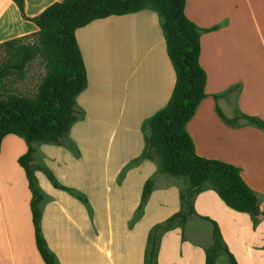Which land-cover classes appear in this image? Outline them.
Returning <instances> with one entry per match:
<instances>
[{
	"label": "crops",
	"instance_id": "1",
	"mask_svg": "<svg viewBox=\"0 0 264 264\" xmlns=\"http://www.w3.org/2000/svg\"><path fill=\"white\" fill-rule=\"evenodd\" d=\"M61 1L64 0H24V16L36 17L49 5ZM185 2L186 17L203 30L199 38V65L207 78L204 87L206 96L187 123L186 130L198 156L229 163L240 169L246 185L262 197V210L264 131L249 126L230 127L217 116L215 108L218 105L224 115L230 118L238 110L248 117L264 120V0ZM37 31L34 22L21 17L12 0H0V44L29 37ZM75 37L88 80L87 87L77 96L76 102L82 99L84 103L91 94L96 95L100 90L115 95L119 111L106 143L104 157L110 159L117 131L124 126L129 136L124 140L129 145L126 146L129 158L122 165L124 167L141 155L144 148L141 128L150 116L166 105L176 83L158 16L150 9L136 14L109 16L77 29ZM108 48L115 55L116 82L104 90L101 70L108 61ZM235 85L240 86V91L234 98V105L229 102L228 96L215 102L214 96ZM77 105L80 106L78 102ZM74 125L67 136L78 143L73 131ZM35 148L33 165L36 167L38 186L44 194L41 231L58 264H143V239L135 246L128 244L119 249L118 257L114 259L116 241L111 231L103 227L102 233L100 227L102 235L98 237L97 228H92L91 218L81 202L67 193L55 190L36 166V158L43 157L44 164L59 184L74 188L75 185L67 184L62 178L54 160L57 151L72 154L54 144H35ZM137 151L139 153L132 156ZM25 153L26 146L16 135L8 134L2 139L0 264H44L35 246L30 211L31 194L24 172L17 163ZM146 165H149V176H154L157 167L150 160H144L137 168L129 169L123 180L130 172L140 171ZM160 188L173 192L179 199L172 185ZM150 195L141 221L155 197L154 191ZM103 205L106 210L105 200ZM194 208L198 215L206 216L218 225L224 243L238 264H264V216L259 217L257 225L253 227L246 214L226 207L211 190L199 193L194 199ZM178 211L179 200L173 214ZM197 220L200 219L189 218L182 233L175 229L164 234L160 241L157 264H204L203 243L185 233L186 226ZM108 233L111 234V251L108 250Z\"/></svg>",
	"mask_w": 264,
	"mask_h": 264
},
{
	"label": "trees",
	"instance_id": "2",
	"mask_svg": "<svg viewBox=\"0 0 264 264\" xmlns=\"http://www.w3.org/2000/svg\"><path fill=\"white\" fill-rule=\"evenodd\" d=\"M12 1L21 17L34 22L38 31L29 37L0 44V48L8 49V57L0 64V144L6 135L13 134L26 146V153L19 157L17 163L24 172L31 194L30 211L35 246L44 264L58 262L41 231L44 194L37 183L33 157L36 152L35 144L63 146L71 127L83 119L84 112L77 105L76 98L85 90L88 80L75 31L94 20L136 14L144 9H150L158 16L176 83L166 105L144 122L141 128L143 151L129 165H137L144 160L153 161L157 156V172L171 178H184L187 186L178 193L179 211L150 228L143 264H157L160 238L175 229L182 233L191 217L204 220L211 227L212 244L204 251V264H215L222 255L226 257L228 264H238L224 243L218 225L196 213L194 199L199 193L211 190L226 207L246 214L255 227L258 218L264 216V208L260 210L262 197L246 185L238 167L198 156L186 130L187 123L206 96L204 87L207 78L199 65V38L203 30L186 17L185 0H64L49 5L33 18L24 16V0ZM37 58L44 62L46 73L34 96L26 98L8 92L4 85L5 79L15 76L18 80H23L26 67ZM239 91L240 86L235 85L214 96V100L217 103L222 97L232 93L236 96ZM215 111L230 127L249 126L264 131L262 119L248 117L238 110L230 118L224 115L218 105ZM73 147V142L67 145V149L73 150ZM37 168L55 190L74 196L89 208L86 195L74 188L60 185L46 166ZM153 185L152 178L145 180L132 223L142 216Z\"/></svg>",
	"mask_w": 264,
	"mask_h": 264
},
{
	"label": "rangeland",
	"instance_id": "3",
	"mask_svg": "<svg viewBox=\"0 0 264 264\" xmlns=\"http://www.w3.org/2000/svg\"><path fill=\"white\" fill-rule=\"evenodd\" d=\"M29 41L25 42L27 43ZM106 56L108 58L106 67H103L101 70L103 76V82L101 84H105L104 90L110 88L111 84L114 86L116 82L115 55L108 48ZM7 57L8 49L5 47L0 48V64L4 62ZM45 73L46 69L44 67V62L42 59L37 58L30 62L26 67L23 80H18L15 76H9L5 79L4 85L8 92L29 98L34 96L37 86ZM100 91V93H97L96 95L91 94L84 103H82V99H80V101L77 100L78 104L85 112L83 119L79 120L80 122L74 125L73 131L76 134L78 143H75L69 138V136H67L63 141V146H59L69 151L74 157L63 151H57L54 160L55 165L58 168L57 170L62 178L67 181V184L70 183L75 185L76 187H74V189L87 196L86 198L89 202V208L87 209L83 203L81 204L85 207L91 218L92 228H97L98 237L102 235L99 231L100 227L102 228V233H104L105 227L111 231L112 237L116 241L114 259H117V252L119 249L128 244H133L135 246L136 244L141 243L143 239L146 247V240L149 236L148 232L150 228L154 224L169 218L176 211L178 196L173 192L162 190L160 186L172 185L175 187L178 194L180 190H183L187 186V181L184 178H171L168 175L159 172H155L154 176L150 177L149 165H146L140 171L130 172L123 180L126 172L129 169L137 168L140 163L132 166L128 163L126 166L122 167L125 160L129 158L127 156L129 149H126V146L129 145L124 141L125 139H128L129 136L126 133V128L124 126L119 127L117 131L110 159L109 157L108 159L104 157L106 143L110 138L114 125L116 124L115 120L117 119L116 116L119 111V104L116 101L114 94L102 90ZM228 97L229 102L234 105L235 94L232 93ZM80 106L79 108L82 110ZM70 142H73L74 144L73 150H70L69 148L67 149V145ZM137 153H139V151L132 154V156ZM124 157L125 159H123ZM36 159L37 167L46 166L43 162V157L38 156ZM156 160H158L157 156H155V160L151 162L157 167ZM148 178L153 179L154 185L152 191H154L155 197L153 198L144 219L141 221L144 216L145 207L142 216L132 223L134 213L138 207H136V203L141 197L140 193L144 185L143 183H145L144 181ZM104 200L106 202V210H104ZM106 212L107 214L105 216ZM107 229H105V232H107ZM185 233L192 238L196 237L195 239L202 242L206 250L211 247V227L204 220H197L196 222L190 223L186 226ZM111 234L108 233V236L110 235L108 238V250L110 251L112 250ZM103 244V246H105V243ZM216 264H228L226 257L224 255L218 257Z\"/></svg>",
	"mask_w": 264,
	"mask_h": 264
}]
</instances>
